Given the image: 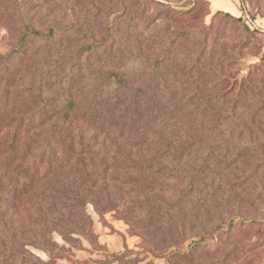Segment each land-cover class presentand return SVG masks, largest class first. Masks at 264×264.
Masks as SVG:
<instances>
[{"label": "rangeland", "instance_id": "rangeland-1", "mask_svg": "<svg viewBox=\"0 0 264 264\" xmlns=\"http://www.w3.org/2000/svg\"><path fill=\"white\" fill-rule=\"evenodd\" d=\"M47 1L43 14H36L32 9L25 13L16 11L26 2L35 3L33 0H0L1 54L12 50L32 17H35L33 24L43 25L45 14L56 13L62 18L61 12L67 11L68 17L72 18L76 10L78 14L87 16V19L84 16L82 19L99 39L108 27L112 12L106 13L115 9L117 0ZM124 1L126 16L123 19L127 20L124 22L138 24L136 33L141 34L142 40L148 38L144 43L153 51L147 57L144 54L132 61L133 70L139 72L148 65L150 68L157 56L169 50V59L157 73L160 75L157 78L161 86L159 93L165 96L167 106L158 104L154 113L170 116L164 120L163 117H154L153 120L160 125L158 131L186 128L187 131L201 132L199 138L192 148L189 144L178 143L176 149L168 150L164 139L132 146L136 141L122 137L112 152L97 156L78 154V149L72 150L65 145L66 139H62L64 153L57 155V162L50 165L41 161L26 178L32 186L12 188L7 184L0 193V264L7 260L13 264H264V202L238 208L236 200L232 199L225 208L212 210V218H208L203 210L190 212L179 202L184 199L182 196L188 187L187 175L193 174L197 165L206 158L226 163L229 156L224 155L228 149L231 154L234 142L238 143L239 139L245 143L249 141L245 133L240 136L245 132L244 121L237 123L236 127V122H230L233 115L236 113L245 119L251 113H264V0ZM166 1H171L172 12L162 7L161 3ZM218 11L228 12L231 16L216 14ZM246 13L259 31H252L247 23H243ZM133 17H137L136 20L132 21ZM43 41L34 38L26 55L17 54L13 60L0 65V96L4 89L8 90L0 99H3L9 115L40 111L46 116L62 113L57 101H49L46 104L52 105L43 108L35 95L22 90L36 88L37 85L30 83L43 79L44 89H51L52 96L61 100L62 90L69 84L60 85L56 75L61 73L60 70L78 72L73 58L77 57L75 47H87L90 41L88 37L65 36L55 40L50 47ZM49 51L52 56L48 55ZM115 57L101 47L91 55V62L102 59L105 75L108 70L103 66L106 60H111V66L124 65V60L119 63ZM46 73H49L48 78H45ZM87 76L88 73L84 72L75 80L83 79L84 82ZM152 76L137 79L147 82ZM9 81L13 86L6 85ZM162 85H166L168 90L162 89ZM45 118L42 116L33 125L37 133L52 126L51 122L41 125ZM14 125H0V164L15 156L18 160L8 173L7 183L10 178L18 176L15 170L20 165L25 166L34 159L38 144L37 137L30 132L32 144H25L16 153L8 152L14 142ZM257 125L251 129V137L254 146L260 149L258 158L264 159V126L260 125L263 133H259ZM22 137V143L26 142L28 133L24 132ZM207 139L212 148L208 147ZM223 141H227L226 147ZM231 172L234 174L237 170ZM82 182L81 196L88 197L84 209L90 218L89 227L94 239L76 230L72 234L68 230L61 231L63 223L59 221V215L56 218L48 215L47 222L40 225L43 213L40 209L46 210L48 205L43 196H54L53 190ZM94 183L96 187H93ZM93 201H100L99 208ZM71 204L72 200L67 203L65 215L75 210ZM168 206L176 207L177 210H171L174 213L178 211L176 215H166ZM228 209L231 213L246 215V224L241 225L240 218L228 234L215 236L210 228L221 218L228 220V214L223 212ZM173 224L185 226V238L178 245L164 244L157 253L151 252L143 235L147 233L158 239L162 234H155L148 226H160L164 231ZM5 228L7 232L4 234ZM9 235L20 240L5 245V238ZM70 235L74 240H69ZM48 239L55 245L54 249L38 243ZM202 239L205 240L204 246L195 249V241ZM15 251L22 252L16 262L11 259ZM172 251H186L190 255L186 258L168 257ZM125 253L128 256H124Z\"/></svg>", "mask_w": 264, "mask_h": 264}, {"label": "trees", "instance_id": "trees-1", "mask_svg": "<svg viewBox=\"0 0 264 264\" xmlns=\"http://www.w3.org/2000/svg\"><path fill=\"white\" fill-rule=\"evenodd\" d=\"M33 2H26L23 6L16 8L18 12H28L29 9L35 10V12L42 13L47 9V0H33ZM151 2V0H148ZM171 1L161 3L162 7L167 12H172L173 6ZM115 9L107 11L106 15L111 13L110 20L106 31L99 39L96 38L92 31V27L86 25L87 16L78 14L76 10L73 11L72 18L68 17L67 11L58 14H45L42 19L43 25L36 26L32 23L35 17H32L25 26L26 31L20 36L12 50L6 54L0 53V65L5 61H10L15 58L17 54L26 55L28 51V45L34 38H41L44 40V44L50 47L55 40H59L67 36L68 38L75 37H88L90 44L85 46H76L75 55L76 59L75 68L78 72L60 70L61 73L56 75L57 81L60 85L68 83L69 85L62 90V99L55 98L50 93L51 89H44L43 79H36L34 83L30 85H37L36 88L28 87L22 91L29 95H35L37 101L41 103L43 108L52 104H46L49 101H57L58 105H61L62 113H52V115H45L41 112H25V113H14L9 115L8 110L5 109V103L3 99H0V125L7 127L14 125L13 131V144L8 148V152L16 153L18 149L27 143L32 144L33 136L30 132L37 137L38 144L35 147L36 156L34 159L27 163L25 166L15 170L18 171V176L15 179L10 178L8 183L6 182L10 169L18 162L17 157H13L11 160H4L0 164V193L3 189L7 188V184L11 185L12 188L21 187L24 185L32 186V183L26 180L30 177L31 171L35 166L39 165L41 161H46L47 164L53 165L57 162V155L64 153V146H69L72 150L77 151L78 154H88L91 156H97L101 154H108L117 147L120 138H129L133 141L132 146L139 144H146L152 140L164 139L166 143V149H176L178 143L189 144V148H192V144H195L198 134L201 132L187 131L186 128H180L170 130L167 132V128L161 132L158 131V123L155 122L154 117H163L162 120L170 116L167 113H154L157 109L158 104L165 103L167 100L165 96L159 93L161 86L159 85L157 73L164 68L166 61L169 59L167 54L169 50L163 51L162 55L157 56L153 60L152 66L149 68L142 69L141 71L133 70L132 61H136L137 58L151 55L153 52L149 49L148 44L145 45L144 41L148 38L140 39L139 33L137 32L138 24H133L131 21L125 23L123 19L126 16V4L124 0H117L114 4ZM57 7H61L57 5ZM24 10V11H22ZM89 12V11H88ZM223 13L225 16H231L228 12L218 11L216 14ZM84 16L85 19H82ZM137 17H133L131 20H136ZM241 18V17H240ZM238 17V19L240 20ZM125 21V22H124ZM246 23L245 20L243 22ZM133 24V25H132ZM248 25V24H247ZM249 26V25H248ZM213 28V25H209ZM252 31H259V29H252ZM43 29V30H42ZM79 43V42H77ZM105 47L110 52L112 57L120 60H124V65H113L111 66V60H106L103 66L108 68L104 75L102 70V59L92 61L91 55L95 54L97 49ZM146 52V53H143ZM117 53V54H116ZM48 55L52 56V52L49 51ZM85 58V59H84ZM129 62L130 65H129ZM109 64V66H108ZM93 66H95L93 68ZM139 68V67H137ZM149 69V70H147ZM1 71V70H0ZM64 72V73H63ZM84 72L88 73L86 80L83 79L76 81V77H80ZM63 74V75H62ZM151 79L147 82H140L137 78H144L146 75H151ZM49 73H46L48 78ZM11 78H8V80ZM7 80V81H8ZM138 80V81H136ZM7 86H13L11 82L6 83ZM162 89L168 90L166 85H162ZM3 90V98L5 92ZM9 93L7 92L6 95ZM60 100V101H59ZM164 105V106H165ZM167 106V105H166ZM5 112V113H3ZM132 112V113H131ZM205 114V113H203ZM247 114V113H246ZM45 116L42 120L41 125L52 123V126L47 130H43L37 133V129H33L35 122ZM246 119V121H245ZM238 117L235 113L231 119V123L234 125L242 123L244 121L245 132L240 134L243 137L244 133L249 137L248 142H243L239 139V142H234L231 154L229 149L226 151L225 157H228V161L215 162L214 159L206 158V160L197 165L196 171L188 176V187H186L182 198L179 202L190 212H195V209L203 210L204 214L208 215V218H212V210L217 208L226 207V204L232 202V199L236 200L237 207H252L255 202H264V159L258 158L260 149L254 146V141L251 137V129L256 127L257 132L263 133L260 127L264 126V113H251L246 118ZM227 122L228 118H226ZM6 124V125H5ZM153 128V129H152ZM199 129V128H197ZM28 133L29 138L24 141L22 134ZM42 133V135H41ZM173 135H170V134ZM170 135V136H169ZM166 136V137H165ZM170 137L172 139H169ZM62 139H66V144H61ZM169 140V141H168ZM208 147L212 146L209 144ZM226 147V142L223 141ZM260 147V146H259ZM165 149V150H166ZM164 150V154L165 153ZM184 151V150H183ZM213 153V151H211ZM215 156V155H213ZM61 161H64L63 157H59ZM16 162V163H15ZM233 168V169H232ZM241 168L247 169L243 171ZM237 170L236 173L232 174L231 170ZM225 172H228L225 175ZM248 172V173H245ZM47 175V174H46ZM99 175V174H98ZM82 184L72 185L67 187L63 185L57 190H53L56 195L45 197L48 205L47 209H40L43 212L41 215L42 224L47 222L48 215H52L56 218L59 215V221L63 223L60 225L61 231L74 232L78 231L80 234L91 237L94 239L93 231L89 227V216L86 214L84 206L88 202V197L81 196ZM97 184L94 183L93 187ZM96 193V192H95ZM248 197V199H247ZM219 198V200H217ZM72 200L71 206H74L75 210H70L68 215H65L64 211L67 210V203ZM94 200V199H92ZM95 206L99 208L100 201H93ZM202 202V203H201ZM213 203V205L211 204ZM180 210L181 207L177 205ZM42 207V205H41ZM166 215H176L178 211L171 212V210H177L175 206L166 207ZM241 210V209H240ZM225 214H228V220L221 218L214 222L215 224L210 228L213 234L225 235L233 229L234 225L238 224L239 219L242 218L241 225L246 224V215L240 213H231V211L224 210ZM172 213V214H171ZM170 219V218H168ZM241 220V219H240ZM76 226V227H75ZM74 228V229H73ZM149 230H154L155 234H162L158 239L157 236L151 237L147 233L143 235L146 243L150 246V251L157 253L161 250L162 245L166 246L178 245L186 236V230L184 225L173 224L169 225L166 230L161 231V227H149ZM70 230V231H69ZM72 230V231H71ZM74 230V231H73ZM7 229H4V234ZM67 235V233L65 234ZM231 236L229 235L228 238ZM69 240H74L73 237H68ZM227 238V239H228ZM15 236L9 235L5 238L4 244H14L18 242ZM95 241H92L94 243ZM42 245H50L54 249L55 246L51 240L38 241ZM205 240L195 241V249L204 246ZM27 252V251H26ZM131 252V251H130ZM29 253V252H28ZM21 251H15L11 255V259L15 260L20 257ZM190 255V252L172 251L168 257H180L186 258ZM124 256H128L127 253ZM165 257V255L163 256ZM11 260L5 261L4 264H13ZM25 261V259H24ZM23 263V262H22ZM21 263V264H22Z\"/></svg>", "mask_w": 264, "mask_h": 264}, {"label": "built area", "instance_id": "built-area-1", "mask_svg": "<svg viewBox=\"0 0 264 264\" xmlns=\"http://www.w3.org/2000/svg\"><path fill=\"white\" fill-rule=\"evenodd\" d=\"M243 18H244L245 22H246V23H247L252 29H255V28L258 29V27H255V23H254V21L251 20V17L249 16L248 13H246L245 15H243Z\"/></svg>", "mask_w": 264, "mask_h": 264}]
</instances>
